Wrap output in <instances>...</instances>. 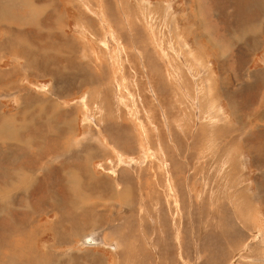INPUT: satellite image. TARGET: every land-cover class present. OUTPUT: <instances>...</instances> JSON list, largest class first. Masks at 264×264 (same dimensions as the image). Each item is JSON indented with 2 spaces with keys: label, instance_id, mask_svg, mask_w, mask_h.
Instances as JSON below:
<instances>
[{
  "label": "rangeland",
  "instance_id": "1",
  "mask_svg": "<svg viewBox=\"0 0 264 264\" xmlns=\"http://www.w3.org/2000/svg\"><path fill=\"white\" fill-rule=\"evenodd\" d=\"M55 1L46 7L62 16L60 30L44 12L26 19L22 1H0L1 20L12 21L3 29L10 43L30 33L38 49L35 76L22 70L12 80L63 107L45 103L43 114L26 104L19 114L11 94L0 92L2 114L15 121L13 140L31 138L26 152L0 144L13 162L0 172V264H264V0H239L251 8L237 21L232 0ZM237 24L245 25L237 30L242 40L234 37ZM202 34L209 51L197 53ZM144 35L151 44L141 47ZM238 46L247 52L243 63ZM19 49H6L2 69L18 62ZM71 149L77 158L61 154ZM89 230L106 245L97 237L98 244H83Z\"/></svg>",
  "mask_w": 264,
  "mask_h": 264
},
{
  "label": "bare ground",
  "instance_id": "2",
  "mask_svg": "<svg viewBox=\"0 0 264 264\" xmlns=\"http://www.w3.org/2000/svg\"><path fill=\"white\" fill-rule=\"evenodd\" d=\"M0 1H3V0H0ZM5 1H7L8 3H10V1H22V5H21V7H23V10H24V8H26L27 9V13H26V15H25V18L26 19H35V18H37V17H39V15L40 14H42L43 12L44 13H46V16H49V17H51L52 18V20H53V23H54V25H55V28L56 29H59L60 30V28H59V23H61V21H62V16L58 13V11H57V9L56 8H53L52 10L51 9H47V7H46V4H51V3H53V2H56L55 0H42V1H46V2H42V3H40V4H36V3H34L33 1H36V0H5ZM108 1V0H107ZM103 2H105V1H103ZM111 3V2H110ZM58 4V3H57ZM107 4H109V2L107 3ZM115 4V3H114ZM113 4V5H114ZM231 4H232V10H233V12H234V16H232V18H234V19H236V20H234V21H237V20H240L241 18H243L244 16H245V12L246 11H249L250 10V8H251V5H250V1H239V0H232L231 1ZM212 5V4H211ZM52 6V5H51ZM18 9V8H17ZM106 12H107V10H106ZM113 12V11H112ZM108 13H109V11H108ZM220 13V12H219ZM218 14V13H217ZM115 15V14H114ZM223 14H219L217 17H216V20H217V18H219L220 16H222ZM42 16V15H41ZM44 16V15H43ZM225 16V15H224ZM12 17H13V15L10 13V18L12 19ZM238 17V18H237ZM1 18H4L5 19V15L4 14H1L0 15V62H1V59L6 55V53H8V52H6V49H8V48H14V47H18V48H22V49H19L18 50V52H17V54H16V56H17V59H18V62L17 63H14L13 65H12V67H10V68H7V69H2L1 67H0V88H2V91H0L1 93L2 92H5V93H3V94H1V96H6L7 94H11V97H12V99H14L15 101H16V103H17V110L19 111L22 107H24L26 104L28 105V108L29 107H31V108H35V107H41L42 109H43V111H42V113L44 114V112H45V105L47 104V103H49V102H52V105L54 106L53 108H55V109H62V108H60V106L59 105H57V104H55L53 101H52V98H50V97H48V98H42V97H38L37 95H33V93H29V92H23L24 90H23V88L24 87H20L17 83L18 82H16V81H14V80H12V79H14L15 78V76H17L20 72H22V70H26V71H28L27 73L29 74H32L33 73V75L35 76V73H36V70H37V68H38V66L36 65V63H37V60H38V57H37V55H36V50H38L36 47V45L35 44H33V39H31L29 36H30V33H29V35L27 34V35H25V36H22V41L21 42H19V43H10V39H11V36H12V33H9V34H6V32H4L3 31V29L4 28H7V25L8 24H10L12 21L10 20V22L9 23H6V22H8V21H6V20H1ZM112 18H114L115 19V17H112ZM111 18V19H112ZM109 20V19H108ZM55 21H56V23H55ZM218 21L220 22V20L218 19ZM231 21H232V19H231ZM230 21V22H231ZM233 21V22H234ZM255 21H257V19L255 18ZM111 23V22H110ZM113 23V22H112ZM223 23H225V19H224V21H223ZM259 23V22H258ZM114 25V24H113ZM242 25L243 24H241V25H239V24H237V26L236 27H234L233 28V31H234V33H236L235 34V36L234 37H237V40H242L243 38H244V34L242 33V32H239V31H237V30H239L238 28L239 27H242ZM247 25H249V24H247ZM247 25H246V27H247ZM245 25H243V27H244ZM115 27V26H114ZM136 27H137V25H136ZM130 28V27H129ZM133 28V26H131V29ZM138 29H141V27L139 28V27H137ZM137 28H136V30H137ZM223 28V27H222ZM248 28V27H247ZM241 29V28H240ZM254 29H255V27L254 26H252V30L254 31ZM258 30H259V27H258ZM131 31H133V30H131ZM138 31V30H137ZM141 31V30H140ZM252 31V32H253ZM24 32H25V30H24ZM28 32V31H27ZM197 32H199V31H197ZM257 33V32H256ZM57 34V33H56ZM201 34V33H200ZM58 35L59 36H61L62 34H60V33H58ZM121 35V34H120ZM127 35V34H126ZM146 35V34H145ZM143 36L144 37V39L142 40V42H141V45H142V43L143 42H145V43H147L148 45H150L151 44V40L148 38V36ZM261 35V34H260ZM260 35H258L257 37L259 38V36ZM57 36V35H56ZM130 40L133 42V44H135V41H140V38H138V37H140V36H138L135 32L134 33H130ZM128 36V37H129ZM2 37H5L6 38V40L5 41H1V38ZM65 36H63V38H64ZM116 37H118V36H116ZM122 37V36H121ZM124 37V36H123ZM122 37V38H123ZM200 37H203V34L200 36V35H197V53H198V51H199V49H201L203 52H205V51H209V49H208V44H209V42H208V40H206V42L208 43L207 45L208 46H205L202 42H201V40H200ZM61 38V37H60ZM261 38V37H260ZM233 39V38H232ZM236 39V38H235ZM123 40H124V38H123ZM125 40H126V37H125ZM234 40V39H233ZM122 41V40H121ZM127 41V40H126ZM58 42V41H57ZM153 43V42H152ZM52 44V43H51ZM50 44V45H51ZM58 44V43H57ZM138 45V44H137ZM137 45L135 44V47H137ZM146 45V44H145ZM199 45H200V47H199ZM144 46V44L141 46V47H143ZM51 47V46H50ZM56 47V46H55ZM210 47V46H209ZM236 47V46H235ZM59 48V47H58ZM234 48V47H233ZM136 49V48H135ZM235 49H237V51H235L236 52V57H237V62L238 63H240V62H242V60L243 59H245V56H246V54H247V52L242 48V47H240V46H238V48H235ZM145 50V49H144ZM201 51V52H202ZM52 52L53 53H58L59 51L57 50V49H53L52 50ZM137 53L136 54H140V56H141V51H136ZM38 53V52H37ZM43 54H46V55H48V52H44L43 51ZM50 55H51V53H49ZM15 55V54H14ZM12 56V55H11ZM56 56V55H55ZM54 57V56H53ZM149 57V56H148ZM50 58H51V56H50ZM139 58V57H138ZM146 58L147 57H144V59L146 60ZM192 58V57H191ZM13 59V58H12ZM203 59V58H202ZM16 60V59H15ZM20 60H23V61H20ZM137 60V59H136ZM149 60V59H148ZM194 60V59H193ZM140 61V60H139ZM226 61V60H225ZM141 62H142V60H141ZM194 62V61H193ZM236 62V63H237ZM52 64H53V62H51ZM184 63V62H183ZM194 63H196V61L194 62ZM199 63V62H198ZM200 63H202V61H200ZM199 63V64H200ZM243 63V62H242ZM186 64V63H185ZM203 64V63H202ZM201 64V65H202ZM60 65V64H59ZM196 65H198V64H196ZM108 66V65H107ZM144 66H146V65H144ZM191 66V65H190ZM189 66V68L190 69H192L191 67ZM200 66V65H199ZM203 66H205V64L203 65ZM202 66V69L204 68ZM55 67H56V65H55ZM175 67V66H174ZM147 68V67H146ZM190 69H188L189 71H190ZM200 69V68H199ZM193 70V69H192ZM140 71V70H139ZM172 71V70H171ZM174 71V70H173ZM178 71L179 70H176V72H177V74H179L178 73ZM204 71V70H203ZM203 71L201 70V72L203 73ZM205 71H206V67H205ZM191 72V71H190ZM200 73V72H199ZM206 73V72H205ZM22 74V73H21ZM172 74V73H171ZM197 74V73H196ZM223 74V73H222ZM263 75H264V70H263V73H262ZM24 75V74H23ZM141 75V74H140ZM181 75V74H180ZM210 75V74H209ZM254 75H258V74H254ZM143 76V75H142ZM142 76H140V77H142ZM199 76L200 77H202L200 74H199ZM169 77V76H168ZM195 77H196V75H195ZM211 77V76H210ZM20 78V77H19ZM145 78V77H144ZM153 78V77H152ZM205 78V77H204ZM213 78H215V77H213ZM258 78H260V76L258 77ZM173 79H175V77H173ZM222 79H223V77H222ZM144 80V79H143ZM147 80V79H146ZM167 80H168V78H167ZM261 80H263V84H262V86L261 87H263L264 88V79L262 78ZM260 80V82H262ZM181 81V80H180ZM200 81H201V79H200ZM208 81V80H207ZM223 81V80H222ZM226 81V80H225ZM178 82V81H177ZM221 82V81H220ZM246 82V81H245ZM179 83L180 82H178V86H179ZM209 83H210V81H209ZM212 83V82H211ZM210 83V84H211ZM217 83V82H216ZM224 84V83H223ZM226 85V84H225ZM147 86V85H146ZM209 85L208 84H206V88L208 87ZM244 87V86H243ZM197 88V87H196ZM208 89H209V87L207 88V91H208ZM150 90V89H149ZM154 90V89H153ZM185 90V89H184ZM235 90V89H234ZM262 90V89H261ZM47 91V90H46ZM100 91V90H99ZM166 91V90H165ZM197 91V90H196ZM237 91V90H236ZM203 92V91H202ZM205 92V91H204ZM230 92V91H229ZM264 92V91H263ZM262 92V93H263ZM151 93V92H150ZM162 93V92H161ZM209 93V92H208ZM27 94V95H26ZM60 94V93H59ZM154 94V93H153ZM152 93H151V95H153ZM203 94V93H202ZM205 95H207L206 93H204ZM51 95H52V93H51ZM50 95V96H51ZM141 95H143V94H141ZM147 95V97H148V94H146ZM150 95V94H149ZM166 95V94H165ZM164 94L162 95V96H165ZM209 95V94H208ZM259 95V94H258ZM262 95V94H261ZM96 96V95H95ZM154 96V95H153ZM146 96H144V98H145ZM150 98H151V96H149ZM205 96L203 95V98H204ZM263 97V96H262ZM1 98V97H0ZM155 98V97H154ZM153 97H152V100L154 99ZM165 98V97H164ZM206 98V97H205ZM208 98V97H207ZM206 98V99H207ZM230 98V97H229ZM233 98V97H232ZM13 100V101H14ZM98 100V99H97ZM104 100H106V99H104ZM227 100V99H226ZM154 101H155V99H154ZM260 101V100H259ZM258 101V102H259ZM1 102V101H0ZM103 102V101H102ZM210 102L212 103V102H214V101H210L209 100V104H210ZM1 103H3V102H1ZM25 103V104H24ZM46 103V104H45ZM215 103V102H214ZM236 103V102H235ZM148 104V103H147ZM156 104V103H155ZM164 104L166 105V103L164 102ZM164 104H162V106L164 105ZM199 104V103H198ZM49 105V104H48ZM157 105V104H156ZM47 106V105H46ZM199 106V105H198ZM52 107V106H51ZM200 107V106H199ZM202 107V106H201ZM28 108H27V111H28ZM49 108V107H48ZM89 108V107H88ZM210 108V107H209ZM164 109V108H163ZM167 109V108H166ZM165 109V110H166ZM200 109V108H199ZM236 109V108H235ZM48 110V109H47ZM162 110V109H161ZM210 111L212 110V109H209ZM17 111V112H18ZM168 111V110H167ZM238 111V110H237ZM20 112L21 111H19L18 113L20 114ZM48 112H51V111H48ZM163 112V111H162ZM3 109H2V106L0 105V144L1 143H4V140H6L7 141V143L8 144H10V145H15V144H20V145H18L17 147L19 148V150H21L22 152H26L27 150L26 149H28L29 148V146L27 145V143L31 140V138L30 137H28L27 139H23V141L22 142H26V143H22V142H20L19 140H13V138H12V135H13V133H14V127H13V125L15 124V121H14V118L12 117V116H4L3 114ZM42 113H37L38 115H40V116H42ZM65 113H67V112H65ZM144 113V112H143ZM165 113V112H164ZM169 113V112H168ZM180 113V112H179ZM233 113V112H232ZM17 114V113H16ZM18 114V115H19ZM169 114H171V113H169ZM168 114V115H169ZM235 114V113H234ZM23 115V114H22ZM56 115V114H55ZM26 116V115H25ZM71 116V115H70ZM171 116V115H170ZM18 117V116H17ZM24 117V116H23ZM165 118V117H164ZM168 118H169V116H168ZM9 119V120H8ZM17 119V118H16ZM25 119V118H24ZM42 119H43V124L45 123V124H48V123H50V119H51V116H49L48 115V113H46V115H44L43 117H42ZM59 119V118H58ZM64 122V121H63ZM170 122H171V120H170ZM52 123V122H51ZM33 124V123H32ZM31 124V125H32ZM193 124V123H192ZM226 124V123H225ZM44 126V125H43ZM47 126H49V125H47ZM19 127H20V129H19ZM19 127H17V130H21V131H23L22 130V127H21V125H19ZM170 127V126H169ZM230 127V126H229ZM33 128H35V127H33ZM49 128H50V126H49ZM212 128V127H211ZM252 128V127H251ZM51 129V128H50ZM65 129V128H64ZM118 129V128H117ZM171 129V128H170ZM52 130V129H51ZM102 130V129H101ZM197 130V129H196ZM40 131V130H39ZM35 132V131H34ZM38 132V131H37ZM41 132V131H40ZM46 132V131H45ZM52 132V131H51ZM42 133V132H41ZM69 133V132H68ZM123 133V132H122ZM169 133V132H168ZM121 134V133H120ZM24 135V134H23ZM51 135H53V134H51ZM107 135H109V134H107ZM177 135V134H176ZM35 136V135H34ZM110 137V136H109ZM122 137V136H121ZM112 138V137H111ZM129 138V137H128ZM123 139V138H122ZM199 139V138H198ZM46 140V139H45ZM54 140V139H53ZM118 140V139H117ZM117 140H116V142H117ZM127 140V139H126ZM169 140H170V143H173V136H172V134L171 133H169ZM177 140V139H176ZM121 140L119 141V144L121 145ZM123 142V141H122ZM178 142V141H177ZM194 142V141H193ZM125 143V142H124ZM135 143V142H134ZM176 143V142H175ZM130 144V143H129ZM30 145V144H29ZM128 144H126V145H124V146H127ZM184 145V144H183ZM6 146H8L9 147V145H7L6 144ZM5 146V147H6ZM65 146V145H64ZM175 146H177V145H175ZM115 147V146H114ZM130 147V146H129ZM10 148V147H9ZM38 148V147H37ZM47 148V147H46ZM118 148V147H117ZM122 148H124V147H122ZM5 149H7V147L5 148ZM64 149V148H63ZM87 149V148H86ZM222 149V148H221ZM10 150V149H9ZM15 150V149H14ZM42 150H43V148H42ZM41 150V151H42ZM69 150V149H68ZM72 150V149H71ZM70 150V151H71ZM79 150H81V148L79 147L78 148V146H76V148H75V152H78ZM92 150V149H91ZM7 151V150H6ZM40 151V150H39ZM73 151V150H72ZM71 151V152H72ZM163 151L165 152V150L163 149ZM10 152V151H9ZM12 152H14V151H12ZM51 152V151H50ZM74 151L72 152V153H67V152H62L61 151V154H63L64 156H66V158L68 157L67 156V154H70L71 156L73 155V153H75ZM85 152H87V151H85ZM85 152H83L82 151V153L84 154ZM8 153V152H7ZM95 153V152H94ZM10 154V153H9ZM12 154V153H11ZM18 154V153H17ZM89 154V153H88ZM159 154V153H158ZM20 155V154H19ZM29 155V154H28ZM62 155V156H63ZM79 155V154H78ZM98 155V154H97ZM105 155V154H104ZM161 155V154H160ZM163 155V154H162ZM30 156V155H29ZM29 156H24L23 154H21L20 155V158L23 160V159H25L26 157H29ZM54 156V155H53ZM88 156V155H87ZM165 156V155H164ZM73 157H75V158H77L78 156H77V154H75L74 156H72V158ZM94 157V156H93ZM103 157V156H102ZM161 157H163V156H161ZM80 158V157H79ZM28 159V158H27ZM31 159V158H30ZM68 159H69V157H68ZM22 160H19V161H22ZM29 160V159H28ZM47 160V159H46ZM71 160V159H70ZM81 160H82V158H81ZM85 160V159H84ZM87 160V159H86ZM166 160V159H165ZM164 160V161H165ZM0 161H6L5 163H4V165H2V163L0 162V172L1 171H3L4 172V170L6 169V167H7V165H8V163L10 164V168H12L13 166V162H12V160L8 157V156H6L4 153H3V151L1 150L0 151ZM174 161V160H173ZM28 162V161H27ZM167 162H169V161H167ZM23 163V162H22ZM33 163V162H32ZM18 164V163H17ZM26 164V163H25ZM29 164V163H28ZM27 164V165H28ZM31 164V163H30ZM46 164V163H45ZM179 164V163H178ZM80 166V165H79ZM144 166V165H143ZM19 167V166H18ZM171 167V166H170ZM178 167V166H177ZM20 168H22V167H20ZM34 168V167H33ZM32 168V169H33ZM145 168V167H144ZM29 169V168H28ZM189 169V168H188ZM25 170V169H24ZM74 170V169H73ZM27 171V170H26ZM34 171V170H33ZM63 171V170H62ZM75 171H77V170H75ZM82 171V170H81ZM134 171V170H133ZM74 172V171H73ZM80 172V171H79ZM78 172V173H79ZM154 172V171H153ZM21 173V172H20ZM27 173V172H26ZM29 173V172H28ZM45 173V172H44ZM155 173V172H154ZM168 173V172H167ZM22 174V173H21ZM24 174V173H23ZM91 174H92V172H91ZM90 174V175H91ZM119 175H120V173H118ZM26 175V174H25ZM113 175V174H112ZM129 175V174H128ZM76 175H74V177H75ZM97 176V175H96ZM131 177V176H130ZM153 177V176H152ZM33 178V177H32ZM35 178V177H34ZM78 178L80 179L81 177H80V173H79V176H78ZM119 178H121V177H119ZM39 179H40V177H39ZM131 179V178H130ZM170 179V178H169ZM113 183H111L113 186H114V188L116 187V189L118 188V182L117 181H115V179L113 178ZM122 180V179H121ZM28 181V180H27ZM110 181V180H109ZM24 182V180H22L18 185H16V186H13L12 185V187L13 188H9L10 190L11 189H15L16 187H18V186H21L20 184L21 183H23ZM139 182V181H138ZM150 182V181H149ZM136 183V182H135ZM43 184V183H42ZM32 185V184H31ZM44 185V184H43ZM28 186H26V188H27ZM29 187H30V184H29ZM41 187V186H40ZM94 187V186H93ZM112 187V186H111ZM34 188V187H33ZM80 188V187H79ZM21 189V188H20ZM28 189V188H27ZM35 189V188H34ZM68 189V188H67ZM89 189H90V187H89ZM108 189V188H107ZM115 189V190H116ZM37 190H39V189H36V191ZM79 190V189H78ZM86 190V189H85ZM92 190V189H91ZM90 190V191H91ZM137 190V189H136ZM27 191L28 190H26V193H27ZM46 191V190H45ZM84 191V190H83ZM108 191V190H107ZM125 191H126V188H125ZM20 192V191H19ZM77 192V191H76ZM110 192V191H109ZM119 192H121V191H119ZM118 192V193H119ZM124 192V191H123ZM174 192H176L175 190H174ZM261 192V191H260ZM28 193H30V192H28ZM32 193V192H31ZM86 193V192H85ZM35 194H36V192H35ZM86 194H88V193H86ZM102 194V193H101ZM128 194V193H127ZM8 195V194H7ZM74 195H76V194H74ZM79 195V194H78ZM96 195V194H95ZM98 195V194H97ZM118 195V194H117ZM130 195V194H129ZM1 196V195H0ZM27 196H28V194H27ZM33 196H35V195H33ZM37 196V195H36ZM38 196H39V194H38ZM82 196V195H81ZM119 196V195H118ZM9 197V196H8ZM78 197V196H77ZM115 197V196H114ZM13 198V197H12ZM11 199V198H10ZM37 199V198H36ZM39 199V198H38ZM51 199V198H50ZM89 199V198H88ZM98 199V198H97ZM122 199H123V197H122ZM125 199V198H124ZM53 200V199H52ZM70 200V199H69ZM85 200H87L86 198H85ZM92 200V199H91ZM104 200V199H103ZM114 200H116V199H114ZM136 200V199H135ZM1 201V200H0ZM7 201V200H6ZM17 201V200H16ZM31 201H32V199H31ZM30 201V202H31ZM82 201V200H81ZM112 201V200H111ZM137 201V200H136ZM1 203V202H0ZM11 203L12 202H10L9 204L11 205ZM27 203V202H26ZM25 203V204H26ZM86 203V202H85ZM95 203V202H94ZM233 203V202H232ZM1 204H3V202L1 203ZM0 204V205H1ZM13 204V203H12ZM37 204V203H36ZM81 204H83L82 202H81ZM87 204V203H86ZM15 205V204H14ZM13 205V206H14ZM34 205V204H33ZM64 204L62 203V204H60L59 206H63ZM75 205V204H74ZM73 205V206H74ZM83 205H85V204H83ZM92 205V204H91ZM91 205H90V207H91ZM233 205V204H232ZM72 206V207H73ZM86 206V205H85ZM144 206V205H143ZM226 206H228L227 204H226ZM65 207V206H64ZM223 207V206H222ZM232 207V206H231ZM7 208V207H6ZM11 208V207H10ZM71 208V207H70ZM70 208H68L69 210H70ZM228 208V207H227ZM226 208V209H227ZM19 209V208H18ZM53 209V208H52ZM93 209V208H92ZM232 209H233V207H232ZM222 210V209H221ZM237 210V209H236ZM9 211V210H8ZM13 211V210H12ZM94 211V210H93ZM154 211V210H153ZM233 211H234V209H233ZM95 212V211H94ZM106 212V211H105ZM11 213V212H10ZM9 213V214H10ZM44 213V212H43ZM79 213V212H78ZM222 213V212H221ZM238 213V212H237ZM6 214V213H5ZM4 214V215H5ZM12 214H13V212H12ZM60 214V213H59ZM56 215V214H55ZM157 215V214H156ZM1 216V215H0ZM8 216V215H7ZM99 216V215H98ZM223 216V215H222ZM35 217V216H34ZM58 217V216H57ZM97 217V216H96ZM226 217V216H225ZM225 217H224V220H225ZM239 217V216H238ZM203 218V217H202ZM227 218H229V217H227ZM133 219V218H132ZM2 220V219H1ZM58 220V218H56V221ZM68 221H69V219H67ZM73 220H74V218H73ZM76 220V219H75ZM80 220V219H79ZM96 220V219H95ZM135 220V219H134ZM235 220H236V218H235ZM240 220V219H239ZM72 221V220H71ZM82 221V220H81ZM97 221H98V219H97ZM5 222V221H4ZM15 222H16V220H15ZM78 222H80V221H78ZM117 222V221H116ZM242 222V221H241ZM17 223V222H16ZM66 223V222H65ZM64 223V224H65ZM71 223V222H70ZM69 223V224H70ZM87 223V222H86ZM228 223V222H227ZM5 224V223H4ZM14 224V223H13ZM49 224V223H48ZM160 224V223H159ZM6 225H8V224H6ZM18 225V224H17ZM84 225V224H83ZM124 225V224H123ZM39 226V225H38ZM72 226L73 225H71V228H72ZM127 226V225H126ZM132 226V225H131ZM245 226V225H244ZM257 226V225H256ZM7 227V226H6ZM67 227L69 228V226H68V224H67ZM79 227V226H78ZM94 227V226H93ZM96 227V226H95ZM94 227V228H95ZM128 227V226H127ZM231 227V226H230ZM7 228H9V227H7ZM30 228V227H29ZM28 228V229H29ZM37 228V227H36ZM35 228V229H36ZM65 228V227H64ZM71 228H69V229H71ZM98 228V227H97ZM100 228V227H99ZM19 229V228H18ZM33 229V228H32ZM40 229H42V228H37V231L39 232L40 231ZM50 229H52V228H50ZM74 229H75V227H74ZM74 229H73V231H74ZM80 229H81V227H80ZM84 229V228H83ZM82 229V230H83ZM14 230V229H13ZM46 230V229H45ZM60 230V229H59ZM76 230V229H75ZM98 230V229H97ZM100 230V229H99ZM133 230V229H132ZM233 230V229H232ZM16 232H18V230H15ZM26 231V230H25ZM28 231V230H27ZM26 231V232H27ZM61 231H63V230H61ZM68 231V230H67ZM134 231V230H133ZM235 231V230H234ZM260 231V230H259ZM20 232H22V231H20ZM66 232V231H65ZM65 232H64V234H65ZM77 232H79V231H77ZM119 232V231H118ZM130 232H132V231H130ZM257 232V231H256ZM261 232H263V231H261ZM23 233V232H22ZM52 233H54V232H52ZM70 233V232H69ZM68 233V234H69ZM101 233V232H100ZM234 233V232H233ZM260 233V232H259ZM11 234V233H10ZM32 234V233H31ZM36 233H34L33 235H35ZM61 234V233H60ZM76 234V233H75ZM83 234V233H82ZM118 234V233H117ZM127 234V233H126ZM152 234V233H151ZM263 234H264V232H263ZM262 234V235H263ZM24 237H25V235H24V233L22 234ZM53 235V234H52ZM96 235V236H95ZM10 236V235H9ZM32 236V235H31ZM59 236V235H58ZM61 236V235H60ZM82 236V235H81ZM102 236V235H101ZM101 236L99 237L98 236V231H95V230H93V231H90L89 230V233L88 234H84L82 237H81V239H82V243L83 244H85V245H95V244H98L100 241L98 240V239H100L101 240V242L100 243H103L104 244V246L106 245L104 242H103V240L101 239ZM126 236H129V235H126ZM206 237H207V235H205ZM261 236V235H260ZM260 236H258V237H260ZM34 237V236H33ZM62 237H63V235H62ZM98 239H97V238ZM222 237V236H221ZM7 238V237H6ZM5 238V239H6ZM20 236H17V238L13 241V243L14 244H16V245H18V242H19V240H20ZM37 238V237H36ZM61 238V237H60ZM85 238H90L91 240H94L95 241V243L94 244H86V243H84V239ZM126 238V237H125ZM234 238V237H233ZM262 238V237H261ZM264 238V237H263ZM262 238V239H263ZM22 239V238H21ZM117 239V238H116ZM36 240V239H35ZM54 240H55V238H54ZM214 240V239H213ZM235 240V239H234ZM261 240V239H260ZM79 241V240H78ZM131 241V240H130ZM22 242V241H21ZM35 242V241H34ZM66 242V241H65ZM64 242V243H65ZM71 242V241H70ZM97 242V243H96ZM136 242V241H135ZM215 242V241H214ZM260 242H262V241H260ZM259 242V243H260ZM24 243V242H23ZM59 243H62V242H59ZM59 243H57V244H59ZM67 243V242H66ZM81 243V244H82ZM114 243H115V245H114V247H113V245H111V244H107V245H109L108 247L110 248V246L114 249V248H117V246H118V241H114ZM216 243V242H215ZM33 244V243H32ZM47 244V243H46ZM45 244V245H46ZM102 244V245H103ZM21 245H23V244H21ZM24 245H25V243H24ZM67 245V244H66ZM100 245V244H99ZM249 245V244H248ZM14 246V245H13ZM13 246H11L12 248H13ZM50 246V245H49ZM52 246V245H51ZM15 247H17V246H15ZM130 247V246H129ZM23 248H25V247H23ZM8 249V248H7ZM17 249H18V247H17ZM27 249H28V247H27ZM49 249V248H48ZM59 249V248H58ZM68 250H69V248H67ZM9 250V249H8ZM13 250H15V249H13ZM13 250H12V252H13ZM24 250H26V249H24ZM29 250V249H28ZM7 251V250H6ZM16 251V250H15ZM18 251V250H17ZM27 251V250H26ZM31 251V250H30ZM35 251V250H34ZM52 252L54 251L53 249L51 250ZM2 252V250H0V253ZM32 252V251H31ZM6 253V252H5ZM8 253H10L11 254V252H8ZM7 253V254H8ZM28 253H29V251H28ZM42 253V252H41ZM57 253V252H56ZM64 253V252H63ZM62 253V254H63ZM2 254H3V252H2ZM7 254H6V256H7ZM9 254V255H10ZM14 254V253H13ZM24 254V253H23ZM198 254V253H197ZM260 254H264V253H260ZM17 255V254H16ZM28 255V254H27ZM30 255V254H29ZM91 256V255H90ZM214 256V255H213ZM236 256V255H235ZM258 256H259V253H258ZM263 256L264 255H262V260H264L263 259ZM5 257V256H4ZM9 257H11V256H9ZM15 257V256H14ZM17 257V256H16ZM16 257H15V259H16ZM18 257H22V256H18ZM63 257V256H62ZM198 257V256H197ZM211 257V256H210ZM253 257V256H252ZM255 257V256H254ZM6 258V257H5ZM237 258V257H236ZM248 258V257H247ZM257 258V257H256ZM261 258H259V260L261 259ZM8 259V258H7ZM22 259V258H21ZM20 259V260H21ZM92 259V258H91ZM240 259V258H239ZM30 260V259H29ZM200 260V259H199ZM198 260V261H199ZM244 260V259H243ZM246 260V259H245ZM252 260H253V258H252ZM255 260H258V259H255ZM261 260V261H262ZM9 261V260H8ZM94 261V260H93ZM203 261V260H202ZM28 262V261H27ZM248 262V261H247ZM257 262V261H256ZM263 262V261H262ZM24 264H26V262L24 261L23 262ZM250 263V262H249ZM249 263H247V264H249ZM260 263V262H259ZM10 264V263H9ZM197 264V263H196ZM204 264V263H203ZM261 264V263H260ZM263 264V263H262Z\"/></svg>",
  "mask_w": 264,
  "mask_h": 264
},
{
  "label": "water",
  "instance_id": "3",
  "mask_svg": "<svg viewBox=\"0 0 264 264\" xmlns=\"http://www.w3.org/2000/svg\"><path fill=\"white\" fill-rule=\"evenodd\" d=\"M84 243H86V244H94L95 241H94V240H91L90 238H85V239H84ZM96 243H97V242H96Z\"/></svg>",
  "mask_w": 264,
  "mask_h": 264
},
{
  "label": "crops",
  "instance_id": "4",
  "mask_svg": "<svg viewBox=\"0 0 264 264\" xmlns=\"http://www.w3.org/2000/svg\"><path fill=\"white\" fill-rule=\"evenodd\" d=\"M31 20V19H30ZM26 25H30V24H28V21H27V24ZM32 26V25H31Z\"/></svg>",
  "mask_w": 264,
  "mask_h": 264
}]
</instances>
